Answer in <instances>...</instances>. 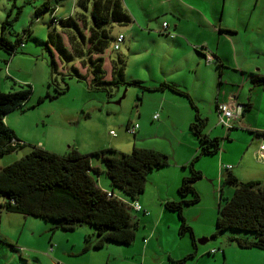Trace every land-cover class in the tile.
Masks as SVG:
<instances>
[{
    "label": "rangeland",
    "instance_id": "374dc122",
    "mask_svg": "<svg viewBox=\"0 0 264 264\" xmlns=\"http://www.w3.org/2000/svg\"><path fill=\"white\" fill-rule=\"evenodd\" d=\"M75 1L0 0V34L1 23L4 19L12 20L11 24L2 29V34L10 41H14L16 36H20L24 31H27L23 40L24 46L18 47L15 54L9 55L0 48V90H17L27 85L32 89L29 99L23 103L22 108L13 109L4 116L5 118L8 115L7 126L10 129L15 128L19 134V139L15 141L20 143L21 140L23 144L16 146L14 150L4 155H0V162L7 159L9 157L8 154L14 152L18 154L17 158H19L29 152L33 146H41L47 149L54 148L55 150H61V153L70 147H77L79 150L89 152L110 147L113 151H108L107 154L118 155L117 153H128L134 141L146 146H152L151 148H157L165 153L169 160L173 161L174 141L181 142L183 138L187 139L190 135L189 130L183 132V125H180L179 121L174 118V109L171 111L170 118L166 124H161L157 130L152 131V134H155L152 136L155 137L141 139L140 128H137L136 133H138L136 136L129 134L125 129L129 116L135 115L136 120L132 122L137 123L138 127L139 125L141 126L142 120L143 122L147 121L151 124H156V121L152 122L154 119H150L149 111L152 106L157 105V97L161 94L160 90L143 89L132 84H119L118 87L108 86V90L89 89L88 81L84 78L75 77L74 75L63 77L64 72H73L70 68L79 66L75 64V60V62L68 63L58 60L59 65L62 64L63 67L60 66L57 73L51 72L50 61L45 51L47 33L53 29L49 8L57 6L58 13L65 10V13L68 14L69 11H72L71 14H73L76 10L78 11ZM252 1L246 0L245 2L251 3ZM257 3L262 5V7L255 10L253 14L264 16V5L261 4L264 3V0H257ZM45 5L49 8L42 10L37 15L35 10ZM122 5L127 10L135 26L129 31L126 29L131 24V21L129 23H110L107 26L109 45L106 48V54L110 59L119 57L125 62L126 73L124 74L125 77L123 76V82H130L136 79L143 86L146 83L157 85L165 82L171 84L170 82L174 81V50L171 49L173 40L163 34L158 35L160 37H154V35L138 32L137 26L146 25L143 24V20L132 18L133 13L124 1ZM88 17L89 25L91 23L90 14H88ZM171 19H173L171 11L158 13L150 21L149 28L155 30L160 26L162 20L169 24ZM56 28L58 29V25ZM117 32L124 34L125 39L119 44V50H114L113 39ZM252 61H257L264 70L263 56L254 57ZM7 72L10 76H7ZM79 72H83V68L80 66ZM64 86L66 88L58 93L57 90ZM245 92L247 93L246 89ZM163 93L164 97L174 95V92L167 88L164 89ZM250 94L253 102L252 108L244 112L245 116L240 117V127L247 126L256 130H264V84L259 83L254 86L250 89ZM121 96L122 98H120ZM118 98L120 100L116 102ZM204 108L206 112H210L206 105ZM139 114L142 120L139 119ZM203 117L206 118L204 132L212 129L213 131L210 134H213L214 131L220 132V129H223V126L216 124L218 122L216 113ZM236 132L234 131V134ZM251 135L255 136L253 132H251ZM191 137L195 140L193 136ZM236 137L238 136L236 135ZM258 137L264 140L263 136ZM239 139L241 140V138ZM236 142H239L238 138L225 148L233 157L237 156L243 149H239L238 146L234 145ZM257 143L258 140L255 141L253 138L250 144L254 146ZM110 144H115V146ZM59 146L61 149H57ZM89 157L93 159L92 164L103 168V162L99 155L92 153ZM92 175L99 184H109V180L103 171ZM263 176L258 180H262ZM146 179L145 187L137 197L149 201L156 211L159 207H162L167 213L175 215L173 211L166 210L164 205L159 203L165 198L158 194L162 189L161 184L156 179L151 182H149L148 178ZM221 184L223 187L231 186L233 188L230 184L222 182ZM114 191L125 197L117 189H114ZM231 193L232 191L227 193V196H230ZM222 196L224 198L226 194L224 193ZM176 197H178L177 193ZM186 209L184 215L187 221L193 220V222L201 224L208 219L212 220L210 202L205 197L198 203L187 206ZM0 213L2 216L8 215L7 220L3 222V234L7 239H0V264H54L56 260L64 262V259L67 260V263L64 262L65 264H120V261L125 260L133 261L135 264H143L140 257L134 255L136 251L134 243L106 242L98 249L90 248L87 252H80L86 245L84 237L88 236L85 235L87 233L82 234L80 231L81 229L90 228L91 226H87L88 224L77 226L69 231L53 227V221L51 220L44 221L33 216H25L27 219L35 221L32 228L33 232H31L28 225H22L23 215L18 214L15 216L16 214L5 213L2 209ZM15 217L18 218L14 219ZM133 219L136 223V235L141 236L144 229L143 225L146 224L145 228L149 227L151 220L137 212H133ZM163 220L164 224H167L165 217L162 218L161 222ZM195 228L196 234H199V230L208 232V235L194 237L195 241L202 237L208 238L203 244L195 243L197 249L201 251V255L203 254L200 264H205L207 257L219 259L223 257L220 252L211 254L210 250L213 248L222 249L226 252L227 261L225 264H262L264 262V248L238 247L233 239L232 241L229 239L231 236L244 237L249 235L246 231L227 228L217 235H213L214 227H211V229L210 227H207V229L203 227L201 229L198 225V228ZM69 233L72 236L77 235L78 238H81L79 249L76 252L73 251L76 247L69 251V245H62L64 244L65 235H70ZM49 236L52 241L50 243L53 244L54 248L51 253L47 250ZM55 236L61 238L57 246L54 243ZM181 239L182 241H190L187 235H182ZM44 252H46V255ZM60 256L62 257L61 259ZM190 261H192V258H188L186 264H190ZM212 264H221V261L212 262Z\"/></svg>",
    "mask_w": 264,
    "mask_h": 264
},
{
    "label": "trees",
    "instance_id": "16d2710c",
    "mask_svg": "<svg viewBox=\"0 0 264 264\" xmlns=\"http://www.w3.org/2000/svg\"><path fill=\"white\" fill-rule=\"evenodd\" d=\"M75 1V0H74ZM78 11L64 18H57V25L47 33V52L51 72L58 71V60L63 63L75 62L79 66L70 68L73 72L63 73L88 81L89 89L108 90V86L134 84L145 89L137 81L123 82L124 62L118 57L107 59L103 56L109 45L107 26L112 22L128 23L130 16L121 0H76ZM49 7H38V15ZM50 9V8H49ZM88 14L91 23L88 25ZM52 19V18H51ZM11 19L1 23L0 48L9 55L17 52L25 33L10 41L2 34V29L11 24ZM24 43V42H23ZM75 60V61H74ZM257 82L264 84V77H257ZM167 87L182 94L185 92L173 84L160 83L155 88ZM62 87L57 92H62ZM32 93L29 85L11 90H0V155L8 153L23 144L15 141L14 135L3 118L9 111L22 108ZM249 107V104H246ZM194 120L188 129L198 143V149L185 165L186 175L182 176L176 191L177 200L163 202L166 210L173 211L177 218L178 235H187L192 244L194 234L184 215L187 206L199 201L200 193L194 183L202 177V172L195 163L201 156L218 152L221 138L209 136L204 132L206 118L201 117L194 107ZM254 134L264 137V130H255ZM14 142L12 143V141ZM113 149L104 148L90 153H81L70 147L64 153H55L41 146H33L21 157L0 166V210L38 217L44 221H53V227L62 230H73L77 226L88 224L92 229L84 241L88 247L98 248L106 242L130 243L136 234V223L133 219L132 204L143 191L147 175L154 169L169 163L168 156L151 147L134 146L128 153L109 155ZM97 154L102 159L103 168L91 166L90 157ZM220 165V169H223ZM228 171L221 174L222 183L230 184L233 190L230 196L219 194L214 218L213 235L232 228L249 233L244 237L231 236L238 247L264 248V176L262 180H239ZM103 171L109 180V190H102L92 175ZM117 189L128 200H122L112 191ZM141 207V206H140ZM142 209V207H141ZM1 214V213H0ZM52 227V226H51ZM212 249L220 252L222 249ZM194 251L186 257L194 255ZM184 257V258H186ZM176 260L177 264H186L185 259ZM264 264V262L262 263Z\"/></svg>",
    "mask_w": 264,
    "mask_h": 264
},
{
    "label": "crops",
    "instance_id": "0c3cea01",
    "mask_svg": "<svg viewBox=\"0 0 264 264\" xmlns=\"http://www.w3.org/2000/svg\"><path fill=\"white\" fill-rule=\"evenodd\" d=\"M123 1L130 11H132V18L143 20V24L146 25L137 26L138 32L154 35V37H160L158 35L163 34L165 37L173 40L171 49L174 50V81L170 83L173 84L174 87L185 92V94H182L169 89L174 92V95L164 97L163 92L167 87L157 89L155 88L156 84L146 83L145 89L160 90L161 94L157 97V105L152 106L149 111L151 120L153 113L159 112L158 119L152 120V122L156 121V124H151L147 121L143 122L139 114V119L142 120L141 126L139 125L138 127L140 128L139 133L141 139L155 137L152 136L155 135L152 134V131L157 130L161 124H166L173 109L174 118L179 121L180 125H183V132H186V130H189V124L194 120V107L199 115L203 117L214 115V113L217 114L216 106L218 103L228 102L234 107V110L236 104L241 105L240 113L236 114L237 116L231 120L230 127L227 129L222 127L223 129H220V132L214 131L213 134H210L213 131L212 129L206 131L209 136L221 138L219 141V150L213 155L201 156L195 163L196 168L202 172V177L195 181L194 186L200 193L199 201L205 197L207 201L210 202L212 220L208 219L201 224H197L193 222V220L187 222L192 228L194 237L208 235V232L203 230H199V234H196L195 227L198 228L199 225L201 229H203V227H206V229L207 227H210V229L211 227L213 228L216 215L215 208L217 206L219 194L223 195L225 193L227 197V193L233 190L231 186L223 187L221 184V174L228 170L225 168L220 169V165L232 163L233 165L230 164L231 167L229 171L239 180H258L264 175V149L261 150L260 148L261 145H264V140L259 139V135L257 134L253 133L256 137L251 135V132L256 129L247 126L240 127V117L245 116L244 112L252 108L253 102L250 98V89L261 83L257 82V77H264L262 66H259L257 61H252L254 57H264V26L262 27V25H264V16L253 14V12L259 7H262V5L257 3V0H253L251 3H246V0H122V2ZM261 4L264 5V3ZM53 8L54 10L50 8V18L52 12H54L55 16L58 15V19L61 17L64 18L72 12L69 11L67 14L65 10H63L58 13L57 6H53ZM169 11H171L173 19L170 20L171 22L169 24L166 22V27L164 29L162 26V23L165 22L164 20H162L160 26H158V30L149 28L152 18H155L158 13H167ZM130 21L131 24L126 29L129 31L135 26L131 17ZM169 33H173V37H170ZM118 34L122 33L117 32L115 37ZM122 35L123 38L120 43L125 39V35ZM119 48L120 45L116 50H119ZM207 55L210 56V61H206ZM103 56L108 60L110 59L106 54V50ZM125 65L124 62L123 76L126 73ZM7 76H10L8 72ZM132 81L138 80L135 79ZM246 104H249L248 108ZM205 105L210 110L209 113L206 112L204 108ZM135 116H129L128 122L125 125L126 131L130 124L135 123L132 122L136 120ZM3 120L5 124L8 123V115L3 118ZM12 130L14 135L19 139V134L16 129L12 128ZM136 130L132 135L136 136L138 133H136ZM234 131H237L236 134H234ZM188 132L193 136L190 131ZM190 135L187 139L183 138L181 142L174 141L173 161L169 160L166 166L152 170L147 176L149 182L156 179L162 186L158 194H161L165 198L159 202L160 205L167 200L178 199V197H176V187L182 176L187 173V169L185 168L186 163L198 149L197 141ZM236 135L238 137L235 138ZM237 138L239 142H236L234 145L238 146L239 149H243L237 156L233 157L225 148H227L230 143L235 142ZM239 138H241V140ZM253 138L255 141L258 140V143L257 145L251 146L250 143ZM110 145L115 146V144ZM134 146L152 147L140 144L137 141L131 144V148ZM75 148L81 153H90L89 151H82L77 147ZM57 149H61V147L59 146ZM47 150L61 153V150H55L54 148H48ZM64 152H66V150H63L62 153ZM15 154L16 152L8 154V160L4 159L0 162V166L17 159L18 154ZM89 160L91 166L95 165L92 164L93 159L90 158ZM94 167H98L100 170L102 169V167L97 165ZM96 183L102 190H109V184H99L98 181H96ZM112 193L122 200H128L126 196L123 197L115 191H112ZM135 200H137L138 204L142 207V209L140 207L137 213H141L143 216L147 217V219L151 220L149 227L145 228L146 224L143 225L142 237L135 234V238L130 242L134 243L136 247L134 255H138L143 264H177L175 262L176 260L186 257L189 253H192V251H194L195 254L184 258L185 263L188 258H192L190 264H200V259L203 257V254L201 255V251L198 250L196 245L192 244L191 241H182L181 236L177 233V219L175 215L167 213L162 207H159L156 211L147 200H142L139 197L135 198ZM5 213L16 214L15 216L19 214L13 212ZM25 216L30 215H23L22 225H28L31 232H33L32 228L35 221L27 219ZM33 217L38 218L35 216ZM163 217H165L167 224H164V220L161 222ZM7 218L8 215L2 216L0 214V239L3 238L4 240L7 238H5L3 234V222H5ZM17 218L18 217H15L14 219ZM80 232L82 234L87 233L92 237V229L89 227L87 229H81ZM60 240V237H54L55 246L59 244ZM48 241L49 245L47 250L51 253L54 248L53 244L50 243L52 242L50 236ZM63 241L64 244L62 245H69V251H72V249L76 247V249L73 250L76 252L77 249H79L81 238H78L77 235L72 236L70 234L65 235ZM194 243H196L195 240ZM90 248L93 247H88L86 250L82 249L80 252H87ZM215 253L217 252L211 254ZM44 254L46 255V252H44ZM225 255L226 252L223 250V257L221 259L207 257L205 264H212V262L215 263L219 260L221 264H225L227 261ZM61 258L60 256V259ZM64 262L67 263V260L64 259ZM64 262L56 260L54 264H65ZM120 264H135V262L125 260L120 261Z\"/></svg>",
    "mask_w": 264,
    "mask_h": 264
},
{
    "label": "built area",
    "instance_id": "2783aa9c",
    "mask_svg": "<svg viewBox=\"0 0 264 264\" xmlns=\"http://www.w3.org/2000/svg\"><path fill=\"white\" fill-rule=\"evenodd\" d=\"M52 9L54 10L53 7L51 8V10ZM51 18H52V24H56L58 17L55 16L54 12L51 13ZM162 26H163V29H164L166 27V22H163ZM169 36L173 37V33H169ZM122 38H123L122 34H118L114 38V41H113V49L114 50L118 49ZM19 46L20 47L24 46L23 41H20ZM210 59H211L210 56L207 55L206 61H210ZM216 109H217V120H218L217 123L220 126H223L225 129H227L228 127L231 126V120L234 119L237 116L236 113H235L234 107H232V105L230 103H228V102H222V103H218L217 104ZM152 119H154V120L158 119V112L153 113ZM137 128H138V124L137 123H132V124H130L127 127V131L130 134H134V132H135V130ZM109 133L114 134L113 132H109ZM260 148H261V150H263L264 149V145H261ZM223 167L224 168H227V167L229 168L231 166H230V164H223ZM132 206L136 210L140 208V205L138 204L137 201H134ZM50 249H51V247H50ZM212 251H214V250L212 249Z\"/></svg>",
    "mask_w": 264,
    "mask_h": 264
},
{
    "label": "water",
    "instance_id": "95a60500",
    "mask_svg": "<svg viewBox=\"0 0 264 264\" xmlns=\"http://www.w3.org/2000/svg\"><path fill=\"white\" fill-rule=\"evenodd\" d=\"M122 96H123V95H122ZM122 96H121L120 98H122ZM120 98H118L116 102H119ZM240 110H241V105L236 104V106H235V113H236V114H239V113H240ZM207 240H208L207 237H202V238L197 239L196 243L198 242V243H200V244H203V243L206 242Z\"/></svg>",
    "mask_w": 264,
    "mask_h": 264
}]
</instances>
